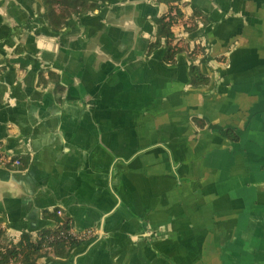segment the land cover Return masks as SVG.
<instances>
[{
	"label": "crops",
	"instance_id": "1",
	"mask_svg": "<svg viewBox=\"0 0 264 264\" xmlns=\"http://www.w3.org/2000/svg\"><path fill=\"white\" fill-rule=\"evenodd\" d=\"M19 5L0 3L7 241L62 222L100 233L38 264H264V0H111L39 36Z\"/></svg>",
	"mask_w": 264,
	"mask_h": 264
},
{
	"label": "trees",
	"instance_id": "2",
	"mask_svg": "<svg viewBox=\"0 0 264 264\" xmlns=\"http://www.w3.org/2000/svg\"><path fill=\"white\" fill-rule=\"evenodd\" d=\"M58 3L78 4L83 5L86 0H55ZM50 0H45L47 5H50ZM158 23V38L165 37L169 40L173 37L171 32V25L173 21L170 19L166 21V17H160L157 20ZM174 51L171 50L170 46H167L165 59H171ZM192 73H198L197 66L191 67ZM67 227V226H66ZM47 234V233H46ZM47 236V235H46ZM46 236H42L40 241L34 242L29 234L24 233L21 239L17 242H9L6 239L5 231L0 229V264H38V259L43 255L42 248L45 245ZM78 242L75 240H60L54 244L53 247H72ZM67 251L62 252L65 255Z\"/></svg>",
	"mask_w": 264,
	"mask_h": 264
},
{
	"label": "flooded vegetation",
	"instance_id": "3",
	"mask_svg": "<svg viewBox=\"0 0 264 264\" xmlns=\"http://www.w3.org/2000/svg\"><path fill=\"white\" fill-rule=\"evenodd\" d=\"M3 0H0V3ZM18 4L28 7V18L25 25L37 27L35 35L39 36L41 27L48 26L53 31L60 30L66 26L71 20L79 19L80 15L85 12L87 14H101L104 6L109 7L111 0H86L83 5L58 3L50 0V5L45 0H17ZM19 5V6H20ZM10 35V34H9Z\"/></svg>",
	"mask_w": 264,
	"mask_h": 264
},
{
	"label": "built area",
	"instance_id": "4",
	"mask_svg": "<svg viewBox=\"0 0 264 264\" xmlns=\"http://www.w3.org/2000/svg\"><path fill=\"white\" fill-rule=\"evenodd\" d=\"M19 166L21 165V160L16 158H12L7 155L0 154V167H7V166ZM59 215L62 212L59 210L57 211ZM98 230L95 228H87L82 230H72L70 228L65 227V225L60 222L57 226V229L48 234L45 238V246H49L50 244H54L60 240H75V241H83V240H90L98 235Z\"/></svg>",
	"mask_w": 264,
	"mask_h": 264
},
{
	"label": "water",
	"instance_id": "5",
	"mask_svg": "<svg viewBox=\"0 0 264 264\" xmlns=\"http://www.w3.org/2000/svg\"><path fill=\"white\" fill-rule=\"evenodd\" d=\"M97 230H98V232L100 233V229H97ZM99 233H98V234H99Z\"/></svg>",
	"mask_w": 264,
	"mask_h": 264
}]
</instances>
